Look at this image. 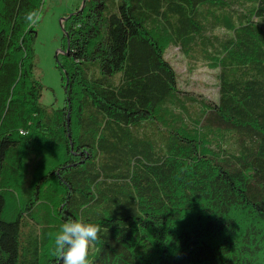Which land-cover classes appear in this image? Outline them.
Returning a JSON list of instances; mask_svg holds the SVG:
<instances>
[{"label":"trees","instance_id":"16d2710c","mask_svg":"<svg viewBox=\"0 0 264 264\" xmlns=\"http://www.w3.org/2000/svg\"><path fill=\"white\" fill-rule=\"evenodd\" d=\"M43 1L0 0V264H57L81 215L102 226L89 264H264V0H83L52 110ZM168 47L216 73V100Z\"/></svg>","mask_w":264,"mask_h":264},{"label":"rangeland","instance_id":"374dc122","mask_svg":"<svg viewBox=\"0 0 264 264\" xmlns=\"http://www.w3.org/2000/svg\"><path fill=\"white\" fill-rule=\"evenodd\" d=\"M75 2L76 0H44L35 24L33 45L43 84L40 104L47 110L61 107L64 102V85L61 81L64 68L59 66V62L66 64L63 58L65 51L61 24L65 15L73 10ZM192 52V49L186 52L187 59H190ZM185 56L177 48L168 47L166 50V58L178 74L180 87L192 94H201L203 97L216 100L218 96L216 73L204 66L192 69ZM10 186L17 189L15 183H11Z\"/></svg>","mask_w":264,"mask_h":264},{"label":"clouds","instance_id":"9594fccd","mask_svg":"<svg viewBox=\"0 0 264 264\" xmlns=\"http://www.w3.org/2000/svg\"><path fill=\"white\" fill-rule=\"evenodd\" d=\"M101 227L86 222L83 215L79 219L67 218L54 240L57 264H89L88 251L99 239Z\"/></svg>","mask_w":264,"mask_h":264},{"label":"water","instance_id":"95a60500","mask_svg":"<svg viewBox=\"0 0 264 264\" xmlns=\"http://www.w3.org/2000/svg\"><path fill=\"white\" fill-rule=\"evenodd\" d=\"M82 3H83V0L81 1V5H82ZM65 53L67 54V48H65ZM67 117H68V114H67ZM67 120H68V118H67Z\"/></svg>","mask_w":264,"mask_h":264},{"label":"crops","instance_id":"0c3cea01","mask_svg":"<svg viewBox=\"0 0 264 264\" xmlns=\"http://www.w3.org/2000/svg\"><path fill=\"white\" fill-rule=\"evenodd\" d=\"M79 2H81L80 0H76V2H75V6L79 3ZM75 6H74V8H75ZM73 8V9H74Z\"/></svg>","mask_w":264,"mask_h":264}]
</instances>
